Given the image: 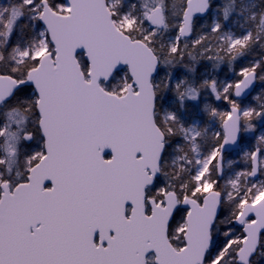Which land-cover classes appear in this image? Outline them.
Returning a JSON list of instances; mask_svg holds the SVG:
<instances>
[{
	"label": "snow or ice",
	"instance_id": "1",
	"mask_svg": "<svg viewBox=\"0 0 264 264\" xmlns=\"http://www.w3.org/2000/svg\"><path fill=\"white\" fill-rule=\"evenodd\" d=\"M212 8L0 0V264H264V0Z\"/></svg>",
	"mask_w": 264,
	"mask_h": 264
},
{
	"label": "trees",
	"instance_id": "2",
	"mask_svg": "<svg viewBox=\"0 0 264 264\" xmlns=\"http://www.w3.org/2000/svg\"><path fill=\"white\" fill-rule=\"evenodd\" d=\"M220 2H221V0H212V5H213L212 10L205 17H203L202 19H199L197 21L196 29H197L198 32L199 31H205V32L208 31L207 28L202 27V26L208 25V24L211 23L212 18L214 17V10H216V6ZM229 25H231V29L235 30L234 25L231 23V21L226 23V28H228ZM242 63H247V59H242L240 61H237L232 66V68L233 69H238L240 64H242ZM173 71L175 72L176 75H180L181 73H183L184 70H183L182 67H178V68L174 69ZM163 75H164V71L162 70L160 72V77H162ZM205 76H207V77H215L218 80L222 81L224 79L232 77V71L230 70L229 65H228V63L226 61L224 63L220 64L218 68H213V62L212 61H209V60H206V59H199V61L197 63V71L195 73V77L194 78L198 81V80H200L201 78H203ZM257 91H259V84L257 86ZM164 97H165V103H166L168 100L173 99V94H172L171 91H168V92H166ZM206 99L208 100V102H212L209 94L207 92H204V93L201 94V98H200V102L199 103L189 102V110L191 111L193 109H199L203 105V103L205 102ZM197 115L199 117L200 124L203 125V123L205 121H207V117L204 116L202 113H197ZM185 120L187 122H192L191 116H185ZM254 123H256V125H257V131L259 129H261V128H264V122L254 121ZM215 130H219V125L216 122H209V134H211V132L215 131ZM243 144H245V143H241V145H243ZM225 158H230V160H233L235 162L233 164L232 168H230L233 171L244 167V163L240 159V156H239L237 151L229 153V154H226Z\"/></svg>",
	"mask_w": 264,
	"mask_h": 264
},
{
	"label": "rangeland",
	"instance_id": "3",
	"mask_svg": "<svg viewBox=\"0 0 264 264\" xmlns=\"http://www.w3.org/2000/svg\"><path fill=\"white\" fill-rule=\"evenodd\" d=\"M215 11H216V10H214V15H215ZM228 28H231V25H229ZM158 79H159V78H158ZM224 80H225V79H224ZM165 94H166V92L163 93V95H165ZM172 102H173V99L168 100L166 103H172ZM192 122H193V120H192ZM199 123H200V120H199ZM262 131H264V128L259 129V130L257 131V134H259V132H262ZM246 147H248V144H247V143H245V144H243V145H241V146L239 147V149L237 150L239 156L241 155L242 151H243L244 148H246ZM227 160H230V158H225V165H227ZM232 172H234V171L231 170L230 168H228L227 166L225 167V171H224V175H225V177L231 175ZM222 182H223V181H222Z\"/></svg>",
	"mask_w": 264,
	"mask_h": 264
},
{
	"label": "water",
	"instance_id": "4",
	"mask_svg": "<svg viewBox=\"0 0 264 264\" xmlns=\"http://www.w3.org/2000/svg\"><path fill=\"white\" fill-rule=\"evenodd\" d=\"M239 145H240V144H239ZM239 145H237V146H228V147L226 148L225 154L237 150V149L239 148Z\"/></svg>",
	"mask_w": 264,
	"mask_h": 264
}]
</instances>
